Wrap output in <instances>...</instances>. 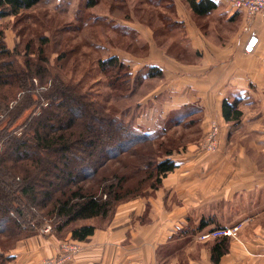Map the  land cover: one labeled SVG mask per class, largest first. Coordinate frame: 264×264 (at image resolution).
Segmentation results:
<instances>
[{
	"label": "crops",
	"instance_id": "obj_1",
	"mask_svg": "<svg viewBox=\"0 0 264 264\" xmlns=\"http://www.w3.org/2000/svg\"><path fill=\"white\" fill-rule=\"evenodd\" d=\"M209 1L216 8L205 15L195 14L185 0H159L152 13L144 0L135 13L128 3V20L95 6L90 11L93 15L119 24L130 34L120 35L115 47L93 41L92 50L106 53L100 58L116 56L131 75V88L138 74L144 81H157L134 103L135 128L157 132L200 119L202 132L211 124L221 128L224 144L230 132L241 134L235 142L241 149L237 159L227 160L224 154L219 163V158L192 152L172 155L177 167L161 185L118 205L111 221L91 236L83 241L72 240L69 233L60 239L41 234L19 239L4 254L2 264H39L55 258L65 244L77 245L78 252L61 264H214L213 240L203 242L198 237L213 227L214 218L206 214L215 204L221 206L217 211H227L235 202L237 236L229 239L228 251L217 264H264V20L255 18L244 32L242 13L230 11L224 0ZM74 5L72 28L82 16L83 3L77 0ZM151 16L159 21L157 39L155 26L147 22ZM14 21V17L0 21L10 50L19 42ZM95 27L100 36V25ZM108 30L106 42L116 44L118 31ZM251 38L256 41L247 51ZM83 40L77 44L79 57L86 50ZM149 68L160 75L145 77ZM123 96L125 104L134 100L133 90ZM236 97L241 120L225 123L221 102ZM189 147L193 149L194 143ZM200 216H210V221L198 229Z\"/></svg>",
	"mask_w": 264,
	"mask_h": 264
},
{
	"label": "trees",
	"instance_id": "obj_2",
	"mask_svg": "<svg viewBox=\"0 0 264 264\" xmlns=\"http://www.w3.org/2000/svg\"><path fill=\"white\" fill-rule=\"evenodd\" d=\"M185 1L198 15H205L216 8V4L209 0ZM136 2L138 7L135 11L139 12L142 0ZM144 2L150 4L152 13L159 0ZM40 3L41 0H0V21L14 17V24H22L26 20L36 24L35 16L28 12H33ZM82 3L83 13L77 25L66 27L77 35L85 28L93 30V37L86 41L89 44L85 42L86 49L92 50L93 41L106 47L118 46L120 35L130 34L119 24L106 23L103 17L91 13L98 1L82 0ZM125 3L126 0H110L107 10L109 13H122ZM84 11L89 14L84 15ZM128 18L125 12L123 20ZM153 18L151 16L147 20L151 27H154ZM96 24L100 25V36ZM110 27L118 31L116 44L111 40L106 42ZM26 29L28 26L23 25L16 31L19 40ZM154 32L156 38L159 32L156 26ZM80 36L85 41L82 34ZM4 38L0 29V125L5 124L0 129V239L8 231L16 232V239H24L23 233L32 234L29 237L39 235L45 222L49 221L51 236L60 239L69 233L72 240L83 241L101 227L98 223L108 224L111 221L118 205L146 196L148 193H143L148 189L156 190L161 180L177 167L171 159L173 151L167 149L156 154L161 144L157 150L142 145L153 139L154 132L135 128L134 118L132 122L125 123L116 116V112L105 109L97 94L83 93L78 85L64 82L58 76L51 77L46 71L48 59L42 49L48 40L46 37H39L40 47L35 58L26 59L20 68L14 61V57L19 55L16 49L19 42L10 50ZM28 40L23 49L25 56L30 55L31 39ZM122 47L124 49L125 45ZM76 48L72 52H76ZM84 53L81 55L84 56ZM100 57L97 67L109 79L107 87L111 90V98L124 100L125 103L123 95L130 90L134 93L140 80L136 79V83L133 78L131 88V75L120 60L116 56ZM159 75V70L149 68L145 77ZM42 86L45 90H38ZM41 99L47 101V106L40 108V113L31 118L30 123L26 122L18 128L20 134L16 135L18 129L14 131L10 127ZM239 104L237 97L222 100L221 113L225 123L240 122L242 113ZM78 118L81 129L76 132ZM133 145L141 147L143 152L135 148L134 152L130 151ZM103 156L106 158L101 159ZM105 159L117 162L121 168L114 172H101ZM94 185L97 187L94 188ZM209 221L210 218H202L198 229L208 225ZM220 229L224 228L217 227L207 232ZM228 246L227 237L213 240L210 251L214 264L227 253ZM3 262L4 258L0 264Z\"/></svg>",
	"mask_w": 264,
	"mask_h": 264
},
{
	"label": "rangeland",
	"instance_id": "obj_3",
	"mask_svg": "<svg viewBox=\"0 0 264 264\" xmlns=\"http://www.w3.org/2000/svg\"><path fill=\"white\" fill-rule=\"evenodd\" d=\"M82 1V0H81ZM99 3L96 5L97 7H100V10L107 9L110 6V0H96ZM123 1V0H122ZM126 8L120 11H115L116 14L121 15L123 17L125 12H128V3L133 8V13L137 12L135 11V7L137 6L138 0H128ZM74 4H77V0H62L61 2H57L56 0H42L41 3L38 5V7L33 12H28L29 15H34L36 18V24L33 23L32 20H26V22L22 24H14V27L16 30L21 29L23 25H27L28 29L23 31V36L20 37L19 43L16 45V49L19 51V55L14 57V61H16V65L20 68L23 67L24 61L26 59H34L36 56V52L39 50V37H46L48 40L45 45H43V51L44 56L48 59V64L46 65V71H48V74L51 77H59L64 82H72L75 85H78L80 88V91L83 93L89 92L92 96H95V94L98 95V100L101 102V104L105 105V109H107L110 112H116V116L119 117L122 121L127 123V121H133V118L136 119L138 110L135 107V102L139 99L140 96H142L144 93L149 91V89L157 84V81L154 80L153 82L144 81V79H141L140 74L135 76V80H140L141 83H136L137 88L134 90V100L132 103H129L130 105L125 104L124 100L121 99H113L111 98V90L109 87H107L109 82V79L107 80V77L105 78L103 74L99 71L97 67V59L100 56H104L106 53L93 50H85L84 56L79 57L78 53V46L77 44L81 45V39L82 37L72 33L71 31H68L66 25H73L74 22L72 21V12L75 9ZM151 9V8H150ZM68 10L70 12H68ZM141 12V11H140ZM83 13V12H82ZM89 14V12L84 11V15ZM135 17L140 20V15L138 16L135 14ZM158 20H153V26L157 25ZM72 27V26H70ZM64 31V32H63ZM63 32V33H62ZM83 38H85V42L90 40L89 38L93 37V30H89L86 28L84 32L80 31ZM75 35V36H74ZM72 36H74L72 38ZM81 38V39H80ZM30 40V55L25 56L24 47L26 44V40ZM80 41V42H79ZM89 44L88 42H86ZM77 48H76V47ZM73 48H76V52H72ZM88 48V46L86 47ZM79 52H81L79 50ZM83 53V52H82ZM81 54V53H80ZM146 73L147 70L145 71ZM142 75V73H141ZM95 81L98 83H95ZM47 83H50L48 81ZM95 83V84H94ZM110 85V84H109ZM38 90H45V88L38 87ZM111 93V94H110ZM123 95V94H122ZM247 100V99H244ZM250 102V100H247ZM246 102V101H245ZM40 103V104H39ZM37 105H32L30 108L25 112L22 113L19 118H17L14 122V124L10 127V129H13L14 131L18 128H21L26 122L30 123V119L38 116L40 113V108H45L47 106V101L41 99ZM247 103V102H246ZM46 104V105H44ZM130 106V108L126 110L125 106ZM133 107H135L133 109ZM118 108V109H116ZM194 119H196L194 117ZM78 127L76 126V132L80 131V121L79 118L77 119ZM192 123V124H191ZM190 125L188 123H180L177 126H166L163 131H157L152 133L153 136L151 140H148L145 142V144L142 145H148L153 150H157L158 147H160V144L162 145L158 152L156 154L171 149L173 151V155L177 154H187L189 152L195 153V154H201L204 156H211L213 158H219V163L222 161V156L225 154L226 159H230L235 161L238 157V154H240V150L237 146L236 139L239 138L238 134H236V131L231 134L230 132L228 135V138L226 140V144H224V138L225 134L221 131V128L217 126V136H216V147L213 150H206L205 149V139L207 136V133L209 131V128L202 132L201 127L199 126L200 119L195 120L191 122ZM4 123L0 125V129L4 128ZM141 129V127H140ZM16 135L20 134V130H16ZM243 134V133H242ZM226 135V136H227ZM190 143H194L195 147L192 149L189 147ZM243 143V142H242ZM136 145H139L137 143ZM141 146V145H139ZM139 146L133 145L130 149L133 150L134 148L136 151L143 152V149ZM263 146V145H262ZM256 147V149L261 150L263 147ZM253 149V148H252ZM127 157V156H126ZM251 158H253V155H250ZM106 158L105 156L101 157V159ZM104 161V168H102L101 172L104 171V173H108L110 171H113L115 169H120V165L117 162H114L112 160ZM106 169V170H105ZM219 169V168H218ZM215 169V170H218ZM125 171V170H124ZM90 182L87 183V185ZM94 188L97 187V185L93 186ZM146 190V189H145ZM152 189H148L146 193H148ZM253 199V197H252ZM229 206V203H226V208ZM218 209H221V206L216 205L213 206V211H211L210 214L206 215H212L211 218H214V225L211 229L220 227V225H224L227 228H233L237 227L238 218L239 215L237 213V207L236 202L231 203L229 206V209L227 211H217ZM210 216L203 217L204 219L210 218ZM201 220V216L199 221ZM46 225H50L49 221L45 222ZM100 226H104L105 223H98ZM42 227V228H43ZM52 228V227H51ZM224 228V227H223ZM51 232V231H50ZM40 233V232H39ZM24 239L26 237L31 236L32 234L29 233H23L21 234ZM42 235V234H41ZM50 235V233H49ZM36 236V235H34ZM234 236H237V231L234 233L233 237H227L228 239H234ZM33 237V236H32ZM0 239V262L4 258V254L11 250L16 242L19 239L17 238L16 232H10L4 234V236ZM217 239V238H216ZM11 248V249H8Z\"/></svg>",
	"mask_w": 264,
	"mask_h": 264
},
{
	"label": "built area",
	"instance_id": "obj_4",
	"mask_svg": "<svg viewBox=\"0 0 264 264\" xmlns=\"http://www.w3.org/2000/svg\"><path fill=\"white\" fill-rule=\"evenodd\" d=\"M56 1L61 2L62 0ZM224 2L230 11L234 13H242L244 15L246 20V25L243 27L244 32L249 31L250 24L255 18L264 20V0H224ZM216 136L217 126L215 124H211L205 139L206 150L210 151L216 147ZM50 231L51 226L46 225L40 230V234L49 235ZM236 231L237 227L209 231L201 234L198 239L200 241L206 242L220 237H233ZM77 252V245L65 244L61 246L60 251L55 258L44 259L40 261L39 264H61L70 259Z\"/></svg>",
	"mask_w": 264,
	"mask_h": 264
},
{
	"label": "water",
	"instance_id": "obj_5",
	"mask_svg": "<svg viewBox=\"0 0 264 264\" xmlns=\"http://www.w3.org/2000/svg\"><path fill=\"white\" fill-rule=\"evenodd\" d=\"M256 39L255 38H251L248 45H247V51H250L252 46L254 45Z\"/></svg>",
	"mask_w": 264,
	"mask_h": 264
}]
</instances>
